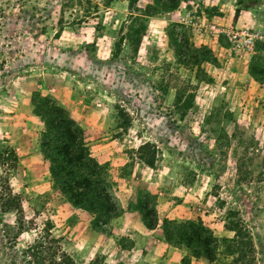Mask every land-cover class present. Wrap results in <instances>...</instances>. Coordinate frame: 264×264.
<instances>
[{
  "label": "rangeland",
  "instance_id": "obj_1",
  "mask_svg": "<svg viewBox=\"0 0 264 264\" xmlns=\"http://www.w3.org/2000/svg\"><path fill=\"white\" fill-rule=\"evenodd\" d=\"M153 4L0 0V151L13 148L19 158L16 168L11 161L0 166V264L20 263L21 249L42 229L76 264H184L183 257L188 264H229L223 242L213 262L166 242L165 217L201 218L219 239L232 237L225 224L240 219L255 249L245 264H264V84L249 74L253 56L264 59V39L246 52L207 29L264 35V0H181L183 18L172 21ZM169 30L211 48L217 64L203 62L199 71L182 63ZM35 92L57 100L85 130L124 212L137 205L138 191L155 196L160 229L134 227L141 220L135 211L128 220L134 229H112L111 220L108 234L95 231L92 215L61 195L38 146L43 123L33 113ZM191 94L194 104L183 113ZM144 142L155 146L154 168L138 158ZM7 193L19 206L4 213Z\"/></svg>",
  "mask_w": 264,
  "mask_h": 264
},
{
  "label": "trees",
  "instance_id": "obj_2",
  "mask_svg": "<svg viewBox=\"0 0 264 264\" xmlns=\"http://www.w3.org/2000/svg\"><path fill=\"white\" fill-rule=\"evenodd\" d=\"M112 1V0H109ZM134 4L137 0H129ZM181 0H154L152 9L154 13H161L176 9ZM251 5H244L249 8ZM240 7L235 9L234 19H238ZM168 31V36L174 45L176 58L184 64L193 63L200 67L203 62L217 64V57L213 50L206 45L199 47L188 40L185 31L181 35L187 41L179 40L180 32ZM185 42V43H184ZM260 49H257L259 51ZM202 68H199L201 71ZM249 74L258 82L264 84V59L253 56L249 65ZM177 92L176 101H180ZM33 113L38 116L43 129L38 136V146L44 159L49 163V173L53 186L75 208L86 211L92 215L93 230L110 232L111 220L119 217L123 212L121 201L116 195V184L105 166L92 154L87 142L85 130L73 118L66 107L52 97L35 92L31 98ZM194 104L193 95H189L181 104L182 112ZM122 111H119L121 114ZM127 128L128 122L121 123ZM139 160L150 168L155 167L156 150L150 142H144L137 149ZM16 168L19 158L16 151L4 149L0 151V166L9 165ZM9 190V189H8ZM3 200V211L9 212L19 206L16 195L7 193ZM136 204H129L130 211H137L143 225L154 229L159 225L160 217L157 209V200L147 191H138ZM236 211L228 212L229 218L236 216ZM228 230L233 231L232 237L219 239L214 231L207 226L201 218L175 219L163 218L161 229L166 242L175 247H184L195 258H204L209 262L218 259V250L221 242L225 243V254H231L229 264H245L254 260V245L249 228L239 220L233 219L225 224ZM25 264H76L75 260L66 253L59 240L51 234L50 229H42L32 243L20 251ZM184 264H188L184 261ZM14 261L13 264H21Z\"/></svg>",
  "mask_w": 264,
  "mask_h": 264
},
{
  "label": "built area",
  "instance_id": "obj_3",
  "mask_svg": "<svg viewBox=\"0 0 264 264\" xmlns=\"http://www.w3.org/2000/svg\"><path fill=\"white\" fill-rule=\"evenodd\" d=\"M209 32H216L225 35L235 45L242 50L249 52L256 41L263 40L264 35L259 31H251L248 28L241 30H228L227 28H221L215 24L207 26Z\"/></svg>",
  "mask_w": 264,
  "mask_h": 264
},
{
  "label": "crops",
  "instance_id": "obj_4",
  "mask_svg": "<svg viewBox=\"0 0 264 264\" xmlns=\"http://www.w3.org/2000/svg\"><path fill=\"white\" fill-rule=\"evenodd\" d=\"M178 8L179 6L176 9H173L171 11H166V12H161V13L165 14L166 16L168 15L170 16V17H167V20H170V21L178 20V18H181V17L183 18V14H184V12H181V10H179ZM249 18L252 20V16H250ZM129 211H130L129 209H128V212H124L123 210L122 214L119 217L112 220L111 222V225H113L112 229H121V228L122 229H134V227H136L137 229H148L143 225L141 220H139L140 223H137L136 225H134V227L132 226V222L128 224V220L129 222L131 221V217H129V214L133 215L134 213L137 212V211L136 212L135 211L129 212ZM154 229H160V225H158Z\"/></svg>",
  "mask_w": 264,
  "mask_h": 264
}]
</instances>
